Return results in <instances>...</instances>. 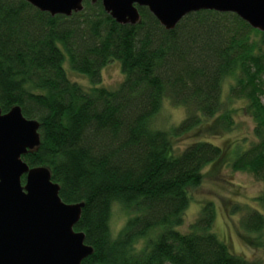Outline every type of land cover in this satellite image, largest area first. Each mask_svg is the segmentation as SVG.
<instances>
[{
    "label": "trees",
    "instance_id": "trees-1",
    "mask_svg": "<svg viewBox=\"0 0 264 264\" xmlns=\"http://www.w3.org/2000/svg\"><path fill=\"white\" fill-rule=\"evenodd\" d=\"M138 12L135 24L118 23L100 0H83L69 16L0 0V110L19 106L39 123V144L21 159L48 168L63 202L83 203L73 229L92 252L81 264H257L212 231L210 205L188 231L178 229L189 190L224 152L197 140L175 153L170 133L152 120L169 100L186 112L176 132L202 118L230 126V115L220 113L229 79V95L245 101L255 137L231 167L263 182L264 208V32L230 12H190L171 29L146 7ZM65 61L91 86L71 80ZM113 61L122 81L96 86ZM115 203L130 213L114 233ZM243 223L249 235L259 232L264 214L252 211Z\"/></svg>",
    "mask_w": 264,
    "mask_h": 264
},
{
    "label": "water",
    "instance_id": "water-1",
    "mask_svg": "<svg viewBox=\"0 0 264 264\" xmlns=\"http://www.w3.org/2000/svg\"><path fill=\"white\" fill-rule=\"evenodd\" d=\"M51 15L69 16L83 0H25ZM95 2L97 0H90ZM118 23L135 24L146 7L166 29L186 14L214 10L236 14L264 32V0H100ZM39 123L19 106L0 110V264H81L92 252L84 234L73 229L83 203H65L48 168L22 159L39 144ZM22 177L24 181L22 182Z\"/></svg>",
    "mask_w": 264,
    "mask_h": 264
},
{
    "label": "rangeland",
    "instance_id": "rangeland-1",
    "mask_svg": "<svg viewBox=\"0 0 264 264\" xmlns=\"http://www.w3.org/2000/svg\"><path fill=\"white\" fill-rule=\"evenodd\" d=\"M69 66L65 61L64 68L71 80L85 87L91 86L92 83L86 76L72 71ZM122 78L119 63L113 61L102 68L100 82L95 85L112 89L118 86ZM230 82L225 79L223 83V108L220 112L230 115V126L218 124L213 118H202L200 126L191 129L192 126L189 131L177 133L174 128L185 118L186 112L183 106L175 105L169 100L163 101L160 111L152 120V125L170 133L175 153L197 140L218 145L224 152L222 159L203 168L201 183L189 190L190 202L184 212L183 223L178 229L182 232L188 231L189 224L200 215L202 206L210 205L214 212L212 231L217 237L225 242L234 254L257 264H264V228L249 235L243 227V222L250 212L264 214V208L258 201L263 182L248 172L231 167V161L255 141L254 123L244 110L245 101L230 97ZM129 213L121 204L115 203L112 206V232H117L124 225Z\"/></svg>",
    "mask_w": 264,
    "mask_h": 264
}]
</instances>
